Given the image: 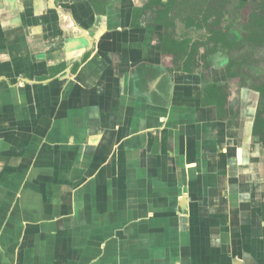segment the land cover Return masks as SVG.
I'll return each mask as SVG.
<instances>
[{
  "label": "crops",
  "instance_id": "obj_1",
  "mask_svg": "<svg viewBox=\"0 0 264 264\" xmlns=\"http://www.w3.org/2000/svg\"><path fill=\"white\" fill-rule=\"evenodd\" d=\"M142 7L0 0V264H264L253 114L204 104Z\"/></svg>",
  "mask_w": 264,
  "mask_h": 264
},
{
  "label": "rangeland",
  "instance_id": "obj_2",
  "mask_svg": "<svg viewBox=\"0 0 264 264\" xmlns=\"http://www.w3.org/2000/svg\"><path fill=\"white\" fill-rule=\"evenodd\" d=\"M241 1L245 0H177L167 30L168 42L180 45L167 48L170 61L174 66L199 72L206 84L222 88L220 105L228 111L230 125L238 119L243 101L255 123L261 100L252 86L264 83V48L249 41H228L229 30L235 29L241 35L245 31L247 9ZM146 13L152 21L153 14ZM228 69L235 75H226ZM258 140L256 136L254 142Z\"/></svg>",
  "mask_w": 264,
  "mask_h": 264
},
{
  "label": "trees",
  "instance_id": "obj_3",
  "mask_svg": "<svg viewBox=\"0 0 264 264\" xmlns=\"http://www.w3.org/2000/svg\"><path fill=\"white\" fill-rule=\"evenodd\" d=\"M74 0H54V2H70ZM89 1L93 8L100 10L101 8L107 6L110 0H87ZM145 4L142 8L133 10V26H137L136 21L142 19L147 14L146 12H151L153 14L152 21L161 27V45L162 50H167V48L175 49L180 45L169 43L170 36L167 35V30H169L170 24V13L176 4L177 0H144ZM247 9L246 13V25L244 26V34L238 32L235 29L228 31L229 39L228 41L232 44L242 41H249L252 44L264 48V0H245L241 1ZM101 11V10H100ZM138 27V26H137ZM226 75L234 76L230 70H226ZM252 90L256 92L261 100L260 109L256 115L253 132L264 145V83L252 86ZM206 94L204 95V104H212L216 107L218 117L228 122V111L222 108L220 105L219 93H221L222 88L217 84H208L206 87ZM230 125V123L228 122Z\"/></svg>",
  "mask_w": 264,
  "mask_h": 264
}]
</instances>
